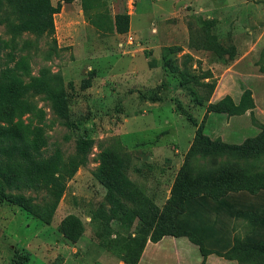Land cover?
I'll list each match as a JSON object with an SVG mask.
<instances>
[{
	"label": "rangeland",
	"instance_id": "obj_1",
	"mask_svg": "<svg viewBox=\"0 0 264 264\" xmlns=\"http://www.w3.org/2000/svg\"><path fill=\"white\" fill-rule=\"evenodd\" d=\"M50 1L60 5L51 33L12 34L0 23V66L8 58L22 84L41 78L67 94L64 116L41 92L21 97L34 107L21 118L45 139L46 154L59 152L61 167L78 137L93 143L51 211L47 188L4 190L32 197L39 210L0 198V264H126L107 247L128 238L140 243L137 228L158 220L168 233L146 239L134 264H264L253 256L202 255L179 226L219 220L229 236L264 243V154L204 155L195 136L199 126L209 140L240 144L264 125V0H103L87 18L79 0ZM115 12L128 15L123 33L111 23ZM5 14L2 8L0 18ZM244 91V109L212 110L225 95L238 103ZM105 149L125 159L129 209L154 205L140 219L129 212L111 220L110 234L91 219L105 204L95 177ZM69 216L82 225L74 241L61 232Z\"/></svg>",
	"mask_w": 264,
	"mask_h": 264
},
{
	"label": "trees",
	"instance_id": "obj_2",
	"mask_svg": "<svg viewBox=\"0 0 264 264\" xmlns=\"http://www.w3.org/2000/svg\"><path fill=\"white\" fill-rule=\"evenodd\" d=\"M79 4L83 17L87 18L92 9L98 5L103 6L104 3L103 0H79ZM2 8L6 9V14L0 18V23L6 22L12 34L30 32L42 35L53 32V14L59 11L60 5L57 2L52 4L50 0H0V10ZM9 16L12 21L8 20ZM110 17L117 33L127 30L128 15L126 13L115 12ZM3 48L4 46H0V49ZM9 62L10 59L7 58L0 66V110H4L5 113L0 117V198L38 211L39 207L31 202L32 197L20 193L6 194L4 190L47 188L53 199L51 205L47 206V209L51 211L64 191L65 178L71 176L77 166L86 163L93 140L84 136L78 137L75 141L74 156L64 167H61L60 154L56 149L46 154L45 139L38 137L32 130L33 125L30 122H24L21 118L24 113L34 112L33 105L21 97L30 89L41 92L49 102L52 111L59 116H64L68 96L41 78L28 84H22L16 77V65L9 66ZM166 63L170 66L168 61ZM247 100L248 92L244 91L240 101L236 104L228 95H225L211 107L214 111L236 113L245 108L244 103ZM186 117L194 123L189 113ZM65 125L70 126L71 124L65 122ZM195 136L202 144L200 150L204 155L228 154L236 158H258L264 154V125L256 136L249 137L240 144L209 140L201 135L199 126L195 130ZM126 168L124 157L117 151L105 149L100 154L95 177L105 190V204L93 210L91 219L108 234L111 233L108 226L111 220L118 216H125L129 212L134 213L140 219L149 214L148 210L154 207L152 204L144 203L141 208L134 211L129 209L127 201H133V190L125 174ZM238 187L250 192L254 191V188L246 186L245 182H241ZM215 199L217 203L220 201L219 198ZM222 224L217 220L216 224L197 226L186 221L179 226L185 231L181 234L189 235L190 239L198 245L202 255L215 253L239 260L253 256L264 263V243L239 241L229 236ZM166 230L160 220L155 223H144L137 228L138 235L143 237L140 243H132L133 238H128L129 240L125 242L113 240V245L107 249L115 253L124 263L134 264L143 242L146 239L152 242L157 241L162 235L168 233ZM81 231V222L74 216H69L67 225L61 228L62 234L71 241H74Z\"/></svg>",
	"mask_w": 264,
	"mask_h": 264
},
{
	"label": "crops",
	"instance_id": "obj_3",
	"mask_svg": "<svg viewBox=\"0 0 264 264\" xmlns=\"http://www.w3.org/2000/svg\"><path fill=\"white\" fill-rule=\"evenodd\" d=\"M51 2V1H50Z\"/></svg>",
	"mask_w": 264,
	"mask_h": 264
}]
</instances>
